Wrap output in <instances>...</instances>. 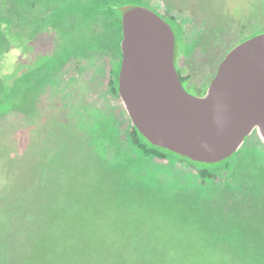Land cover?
I'll use <instances>...</instances> for the list:
<instances>
[{
    "label": "rangeland",
    "instance_id": "374dc122",
    "mask_svg": "<svg viewBox=\"0 0 264 264\" xmlns=\"http://www.w3.org/2000/svg\"><path fill=\"white\" fill-rule=\"evenodd\" d=\"M122 6L172 27L177 72L194 96L231 49L264 31V0H0L7 264H264V144L255 131L229 170L147 156L127 138L107 92L115 61L96 47L102 37L122 41ZM106 10L114 15H97Z\"/></svg>",
    "mask_w": 264,
    "mask_h": 264
},
{
    "label": "water",
    "instance_id": "95a60500",
    "mask_svg": "<svg viewBox=\"0 0 264 264\" xmlns=\"http://www.w3.org/2000/svg\"><path fill=\"white\" fill-rule=\"evenodd\" d=\"M118 93L150 144L192 162L230 158L256 132L264 144V33L231 49L203 96L189 94L175 66V34L152 10L121 13Z\"/></svg>",
    "mask_w": 264,
    "mask_h": 264
},
{
    "label": "trees",
    "instance_id": "16d2710c",
    "mask_svg": "<svg viewBox=\"0 0 264 264\" xmlns=\"http://www.w3.org/2000/svg\"><path fill=\"white\" fill-rule=\"evenodd\" d=\"M126 7V6H125ZM127 7H129V6H127ZM122 8H124V6H122V7H120V8H118L117 10H116V13L118 14V23H119V26L121 27V13H122ZM100 14H102V15H104V16H106V17H111V16H113L114 14H113V12L112 11H108V10H106V11H101V12H98V14L97 15H100ZM264 31H262V32H258L257 34H259V33H263ZM107 34V33H106ZM110 35V32H108V35H105L104 34V36L107 38V39H109L108 37H110L109 36ZM113 35V34H112ZM104 37H102V41L101 42H98V45H96V47H98V48H102L103 50H106L107 52V54H109L110 56H111V58H112V60H114L115 61V64H114V66L112 67V69H111V71H110V79H109V81H108V83H107V92H108V97L109 98H111V99H109V100H111V101H113V103L116 105V108H117V110H119L120 112H121V114H119L120 115V119L122 120V124H123V126H124V129H125V132H126V135H127V138H130L131 139V143L134 145V146H136V147H139V148H141V149H143V152L147 155V156H152L153 157V154L155 153V154H159L156 150H158V151H165V152H168V153H171V154H173V155H176V156H178L179 158H182V159H185V160H188V159H186V158H184V157H181V156H179V155H177V154H174V153H172V152H170V151H168V150H165V149H163V148H159V147H156V146H154V145H152V144H150L143 136H141L140 134H139V132L137 131V129L133 126V124H132V122H131V120H130V118H129V116L124 112V110H123V107H122V104H121V99H120V97H119V93H118V74H119V70H120V63H121V59H122V53H121V50H120V41H121V39L119 38L118 39V41L116 42V43H114V42H110V45H107V44H105V42H104ZM176 38H175V49H176ZM109 51H111V52H113V53H111V52H109ZM80 65V59H77L76 61H75V63H72L70 66H69V68H68V70L69 71H72V70H74V71H76L79 67ZM175 66H176V64H175ZM176 69H177V67H176ZM67 70V71H68ZM178 70V69H177ZM179 72V71H178ZM179 74V78H183V77H185V73L184 74H182V72H179L178 73ZM145 141V142H144ZM148 143V145L150 146V147H152V149H147L146 148V144ZM264 153V152H263ZM235 155H236V153L235 154H233L230 158H228L227 160H224V161H222L221 163H224L223 165H222V167H226L228 170H229V168H231L232 167V165H233V163H231L230 161H232V159H234V157H235ZM155 158V157H154ZM190 161V160H189ZM190 162H192V161H190ZM192 163H194V164H198V165H201V166H211V165H217V164H203V163H196V162H192ZM7 231H6V229H5V225H4V227H3V230H2V232H1V238H2V242L4 241V245L2 246V248H1V250H0V256H1V258L2 259H4V262H5V264H7L8 263V261L10 260V258H9V247H8V244H9V242H8V238H7V233H6ZM1 247V246H0Z\"/></svg>",
    "mask_w": 264,
    "mask_h": 264
},
{
    "label": "flooded vegetation",
    "instance_id": "af4514ba",
    "mask_svg": "<svg viewBox=\"0 0 264 264\" xmlns=\"http://www.w3.org/2000/svg\"><path fill=\"white\" fill-rule=\"evenodd\" d=\"M176 38V37H175ZM180 81H181V83H182V79L180 78ZM207 88H208V86H207ZM207 88L202 92V94H200L199 96H203V95H205V93H206V91H207Z\"/></svg>",
    "mask_w": 264,
    "mask_h": 264
},
{
    "label": "crops",
    "instance_id": "0c3cea01",
    "mask_svg": "<svg viewBox=\"0 0 264 264\" xmlns=\"http://www.w3.org/2000/svg\"><path fill=\"white\" fill-rule=\"evenodd\" d=\"M177 67V66H176ZM178 68V67H177Z\"/></svg>",
    "mask_w": 264,
    "mask_h": 264
}]
</instances>
